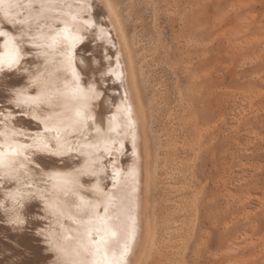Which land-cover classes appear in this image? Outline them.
I'll list each match as a JSON object with an SVG mask.
<instances>
[{"label":"rangeland","instance_id":"obj_1","mask_svg":"<svg viewBox=\"0 0 264 264\" xmlns=\"http://www.w3.org/2000/svg\"><path fill=\"white\" fill-rule=\"evenodd\" d=\"M112 1L154 166L143 264H264V0Z\"/></svg>","mask_w":264,"mask_h":264},{"label":"bare ground","instance_id":"obj_2","mask_svg":"<svg viewBox=\"0 0 264 264\" xmlns=\"http://www.w3.org/2000/svg\"><path fill=\"white\" fill-rule=\"evenodd\" d=\"M19 2L22 7L13 11L20 12L26 18L30 0ZM31 2L37 5L45 3L46 11L42 19L50 27L42 26L44 35H37V44L45 47L26 45L24 51L29 55L20 61V65L12 70L5 67L0 72V112L3 113L0 115V128L4 127L6 121L9 129H24L28 133L43 129L39 121L20 115L21 109L14 103L10 104L9 99L12 98V88H24L26 95L36 94L34 86H28L30 77L21 65L24 64L30 72H35L37 66H40L43 72V64L47 59L51 72L50 75H41V80H48L44 91L48 93L49 99L37 111L51 114L48 121L50 125L66 126V131L62 127V143L79 141V145L83 147L73 143V151L60 155L46 152H34L31 155L32 161L39 163V168L31 164L27 166L30 172L25 178L33 183L34 195L26 196L24 207L20 209L24 223H8L7 216L0 209V264H55L57 256L61 254L69 261L78 260L76 249L82 239L86 240L85 229L88 227V217L72 203L79 204L80 197L94 202L93 215L95 212L102 215L105 203L111 201L108 214L113 216L117 206L123 202L128 215L134 218L135 229V238L126 257V264H143L154 235L151 199L154 166L147 137L146 108L139 92L134 59L120 14L112 0ZM66 26L68 36L81 38L74 47H70L72 67L79 73L80 86L86 88L92 83L95 84L96 91L103 93L83 104L84 111L91 116L88 123L95 126L87 141L80 135L83 129L73 128L76 110L81 105L73 98L70 87H66L74 83L72 71L66 63L54 64L65 61V57L59 51V44L52 46V39L48 36L51 33L63 45L70 46L72 42L64 39L63 29ZM5 27L10 28L7 24ZM33 31L36 32L35 26ZM37 52L48 55L37 57ZM22 107L25 111L28 110L27 107ZM8 113H12V116L9 117ZM96 129L100 130L99 133ZM98 136L100 139L97 142ZM11 139V136L7 138ZM15 140L21 144L31 143L23 135L16 136ZM105 148L108 149L107 152L104 151ZM82 152L89 155L81 154ZM19 159L22 160L23 157ZM93 159H98L99 162L92 165ZM86 163L98 169L102 166L103 171L98 176H79L76 170ZM114 169L118 173L115 177ZM53 171L69 173V178L79 177L83 187L75 195L62 188L53 189L55 181H48L44 175ZM97 180L102 192L95 187ZM0 184L4 185L0 187V198L4 197L8 189L20 187L15 181L7 179L0 181ZM37 186L46 190L43 199L41 193L36 192ZM8 203L11 207V201ZM46 203L52 206L46 208ZM61 211L63 215L60 214ZM59 250H63L62 253ZM98 258L100 257L89 256V261Z\"/></svg>","mask_w":264,"mask_h":264},{"label":"snow or ice","instance_id":"obj_3","mask_svg":"<svg viewBox=\"0 0 264 264\" xmlns=\"http://www.w3.org/2000/svg\"><path fill=\"white\" fill-rule=\"evenodd\" d=\"M22 4L19 0H0V72H3L5 67L12 70L17 65H20V61L27 55L28 52L24 51L26 45L31 44L32 47H45V45L37 44V35H44L41 31L42 26H48L46 20L42 19L44 12L46 11L45 3L41 2L38 5L32 3L30 0V6L26 8L27 16L24 18L20 12H14L13 9H19ZM91 24V21H88ZM5 24L9 25L10 28H6ZM19 26V27H18ZM35 26L36 32L33 31ZM65 32L64 39L70 40L72 43L70 46H65L61 41H58L56 37H53L51 33L48 36L52 39V46L59 44V51L63 53L65 61L54 62L55 63H66L67 67L71 69L74 83L70 86V91L73 98L81 106L76 110V120L73 124L74 129H83L80 133L82 139L87 141L91 136V130L94 125H90L88 121L91 116L84 111L83 104L93 98H98L103 95L96 91L95 84L89 83L86 88H82L79 84V73L74 67H72V57L70 47H74L75 43L81 38L75 36H68L67 26L63 29ZM103 31V29H101ZM48 54L37 52L36 56ZM24 72L30 77L28 80V86H34L36 89L35 95H26L24 88H12L10 89L11 97L9 99L10 104H15L18 109H21L20 115L30 116L31 119L39 121L43 125L42 130H38L35 133H28L24 129L7 127L6 121L4 127L0 128V181L12 180L15 181L20 187L14 189H8L3 198H0V209L3 210L7 216V222L14 225H21L24 223L23 217L20 214V209L24 207V198L32 197L34 195L32 189L34 187L30 179L25 177L29 176L30 169L28 165L31 164L34 167L39 168L38 162H33L31 155L34 152H46L52 155H60L63 152L73 151V143L79 145V141L69 142L65 141L62 143L61 133L63 130H67L66 126L62 125H50L48 121L51 119V114L38 112L37 108L40 107L43 102L49 99L48 93L44 91L48 80H41V75H50L51 69L49 68V62L45 59L43 64V72H41L40 66H37L35 72H30L29 69L21 65ZM58 70V69H57ZM104 75V73H101ZM59 79V77L57 78ZM58 91H63L58 89ZM31 102V103H30ZM25 106L28 108L24 110ZM0 115H3L0 112ZM11 117L12 113H8ZM99 133V129H96ZM18 135L25 136L26 140H31V143H19L15 140ZM11 136V140L7 138ZM100 137L96 138L97 142ZM7 141V150H5ZM54 141V143H53ZM108 151L107 148L104 149ZM89 155L87 153H81ZM23 157V159H19ZM98 159L91 161L92 165L97 164ZM43 172V169H40ZM103 171L101 166L99 169L95 166H89L87 163L76 172L79 176H98L99 172ZM47 176L48 181H55L52 185L53 189L62 188L65 192H71L75 195L80 187L83 185L80 183L79 177H71L69 173L61 172H47L44 173ZM118 173L113 170V176L115 177ZM46 183V182H45ZM0 187H4L0 184ZM98 191L99 181L95 185ZM26 189L27 191H24ZM44 189L36 187V192L41 193V199H43ZM11 201V207L9 206ZM73 205L85 213L88 217L86 223L88 227L85 229L86 240H81L79 247L76 249V256L79 257L76 261H69L65 255L61 254L57 256L55 264H126V257L129 254L130 246L135 238L134 229V218L128 215V209L125 207L123 202L117 206V211L113 216H109V201L105 203L103 208V214L95 212L93 215L94 202L87 200L84 197H80V203ZM49 203L45 204V207H51ZM63 215V211L60 213ZM114 221V222H113ZM131 221V223H129ZM61 253L63 250H59ZM89 256L100 257L89 261Z\"/></svg>","mask_w":264,"mask_h":264}]
</instances>
